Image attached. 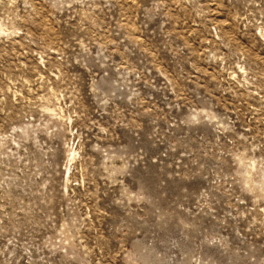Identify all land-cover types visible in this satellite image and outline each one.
I'll return each mask as SVG.
<instances>
[{
  "label": "rangeland",
  "instance_id": "1",
  "mask_svg": "<svg viewBox=\"0 0 264 264\" xmlns=\"http://www.w3.org/2000/svg\"><path fill=\"white\" fill-rule=\"evenodd\" d=\"M0 264H264V0H0Z\"/></svg>",
  "mask_w": 264,
  "mask_h": 264
}]
</instances>
